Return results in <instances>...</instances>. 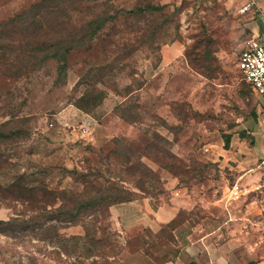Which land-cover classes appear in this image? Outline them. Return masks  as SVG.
I'll use <instances>...</instances> for the list:
<instances>
[{"label":"rangeland","instance_id":"rangeland-1","mask_svg":"<svg viewBox=\"0 0 264 264\" xmlns=\"http://www.w3.org/2000/svg\"><path fill=\"white\" fill-rule=\"evenodd\" d=\"M39 1L0 0V24ZM112 2L114 11L144 3L164 5L173 20L161 31L156 43L159 51L140 48L126 72L116 78L122 95L126 85L136 89V83H143L131 96L140 106L133 110L137 122L126 121L123 109H118L125 98L101 84L96 86L106 91V98L93 112L84 113L74 105L95 84L88 74L122 52L128 31L123 17L114 29L110 26L99 34L89 49L71 53L64 84L57 82L58 63L53 60L20 77L10 76L0 63V125L10 119V113L30 119L26 126L20 124L30 135L11 147L12 165L0 174V181L5 183L15 173L37 172L52 190L81 193L84 185L67 170L89 172L91 167L116 183L124 180V186L136 193L135 201L152 199L164 204L173 192L175 197L189 194L196 207L214 206L217 200L222 206L230 205L224 196L235 177L244 174L240 161L250 152L236 158L225 149V136L232 134L260 157L264 120V99L249 93L237 67L247 41V33H240L242 22L235 21L221 0ZM203 37L214 42L210 52L215 70L209 77L189 61L194 45ZM128 149L135 152L131 161L138 158L153 172L154 179L145 182L146 193L136 188L143 175L120 173V155L111 163L105 159L113 151L129 154ZM251 188L248 200H255L260 211L262 187ZM112 208L109 224L120 247L116 264H150L140 255L149 233H122L114 225ZM19 209L0 202V220H8ZM56 231L66 238L85 234L81 225L57 224ZM44 237L42 230L19 237L1 235L0 264H79L77 255L63 254L60 244ZM91 261L86 259L87 264Z\"/></svg>","mask_w":264,"mask_h":264},{"label":"trees","instance_id":"trees-1","mask_svg":"<svg viewBox=\"0 0 264 264\" xmlns=\"http://www.w3.org/2000/svg\"><path fill=\"white\" fill-rule=\"evenodd\" d=\"M112 3V0H40L0 24L1 65L10 76L20 77L53 60L58 63L57 82L64 84L71 53L89 49L99 34L110 26L114 29L120 17H123L128 31L122 52L100 65L96 72L88 74L87 77L92 74L95 84L74 103L84 113L93 112L106 98V91L98 89L96 85L108 87L121 96L123 93L116 78L126 72L129 60L140 48L159 51L160 46L156 43L161 31L167 30L173 21L165 13L164 5L144 3L131 10L114 11ZM212 44L214 42L209 38H201L189 56L191 66L206 77L212 76L215 70V58L210 52ZM136 86V89L132 85L123 87L125 95L122 97L125 101L118 108L123 109V118L129 122H137L138 119L133 110L140 106L131 96L143 87V83H136ZM244 86L249 93L255 94L245 81ZM1 99L0 96V109L3 108ZM10 115V119L0 125V174L12 165L11 147L14 148L30 135L20 125L28 123L30 119H20L14 113ZM231 140L232 134L225 136V149L230 148ZM128 152L123 155L113 151L106 154L105 159L111 163L120 155L122 160L117 163L120 173L143 175L136 188L146 193L145 182L154 179L153 172L138 158L131 161V155L135 152L132 149H128ZM89 169V172L67 170L76 182L84 185L81 193L52 190L37 172L15 173L5 183L0 181V202L11 208L22 207L8 220H0V236L19 237L42 230L44 238L62 246L63 254L77 255L79 264H87L86 259L89 258H92L90 264H116L120 247L114 243L117 234L109 224L111 208L133 202L137 195L124 186V180L116 183L106 177L101 169ZM57 224L81 225L85 234L66 238L56 231Z\"/></svg>","mask_w":264,"mask_h":264},{"label":"crops","instance_id":"crops-1","mask_svg":"<svg viewBox=\"0 0 264 264\" xmlns=\"http://www.w3.org/2000/svg\"><path fill=\"white\" fill-rule=\"evenodd\" d=\"M221 1L235 21L242 22L240 33H247V41L257 36L264 39V0ZM247 5H251L250 9L242 13ZM263 106L264 103L262 110ZM263 123L264 120L260 157L255 149L249 151L239 139L232 137L228 151L236 158L246 152L250 155L240 161L239 170L245 172L235 177L224 196L232 202L230 205L222 206L221 200H217L214 206L196 207V203L190 202L189 194L175 197V193L170 192L169 202L164 204L143 199L112 208L114 225L122 233L132 236L142 230L149 233L141 249L142 261H150V264H264ZM239 170L235 172H241ZM235 186L241 190L237 200L231 195ZM256 186L262 187L260 211L256 210V201H249L247 197L253 190L250 187Z\"/></svg>","mask_w":264,"mask_h":264},{"label":"built area","instance_id":"built-area-1","mask_svg":"<svg viewBox=\"0 0 264 264\" xmlns=\"http://www.w3.org/2000/svg\"><path fill=\"white\" fill-rule=\"evenodd\" d=\"M251 5L245 6L241 12L249 10ZM237 67L241 73L243 81L247 82L253 92L264 98V39L253 37L249 39L240 53ZM264 153V146H263ZM264 166V158H263ZM232 199L237 200L241 196V190L235 186L231 191ZM264 218V203H263Z\"/></svg>","mask_w":264,"mask_h":264}]
</instances>
